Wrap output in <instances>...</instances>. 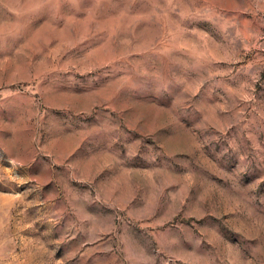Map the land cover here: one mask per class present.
I'll return each mask as SVG.
<instances>
[{
	"label": "rangeland",
	"instance_id": "rangeland-1",
	"mask_svg": "<svg viewBox=\"0 0 264 264\" xmlns=\"http://www.w3.org/2000/svg\"><path fill=\"white\" fill-rule=\"evenodd\" d=\"M0 264H264V0H0Z\"/></svg>",
	"mask_w": 264,
	"mask_h": 264
}]
</instances>
